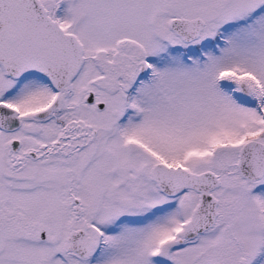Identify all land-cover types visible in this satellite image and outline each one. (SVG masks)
<instances>
[{"label": "snow or ice", "instance_id": "snow-or-ice-1", "mask_svg": "<svg viewBox=\"0 0 264 264\" xmlns=\"http://www.w3.org/2000/svg\"><path fill=\"white\" fill-rule=\"evenodd\" d=\"M0 264H264V0H0Z\"/></svg>", "mask_w": 264, "mask_h": 264}]
</instances>
